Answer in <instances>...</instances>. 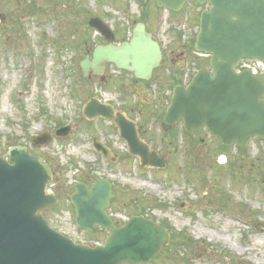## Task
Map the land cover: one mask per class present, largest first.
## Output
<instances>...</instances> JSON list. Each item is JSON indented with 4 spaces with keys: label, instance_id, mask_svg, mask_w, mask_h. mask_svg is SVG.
Returning a JSON list of instances; mask_svg holds the SVG:
<instances>
[{
    "label": "rangeland",
    "instance_id": "374dc122",
    "mask_svg": "<svg viewBox=\"0 0 264 264\" xmlns=\"http://www.w3.org/2000/svg\"><path fill=\"white\" fill-rule=\"evenodd\" d=\"M136 6V0L130 6L126 0H0V151L7 156L21 145L47 158L61 202L45 218L78 243L95 246L108 233L72 232L67 190L101 176L119 190L110 211L117 220L143 216L171 232L169 246L151 264H264V230L257 227L264 223L263 140L222 151L213 135H140L165 158L160 170L142 168L120 135L81 129L91 89L80 63L100 42L89 22H127L138 16ZM69 125L79 135L54 136L48 146L35 147V137ZM94 138L113 148L115 162L94 149Z\"/></svg>",
    "mask_w": 264,
    "mask_h": 264
},
{
    "label": "water",
    "instance_id": "95a60500",
    "mask_svg": "<svg viewBox=\"0 0 264 264\" xmlns=\"http://www.w3.org/2000/svg\"><path fill=\"white\" fill-rule=\"evenodd\" d=\"M157 1L172 10H179L186 2ZM193 1L211 4L202 14L196 48L212 55L214 73L202 70L187 88L175 91L165 124L183 120L188 134L207 126L227 146H243L252 137L264 140V76L234 72L242 59L264 61V0ZM90 25L101 33L109 30L99 18L92 19ZM127 54L132 55V70L140 77L150 73L152 58L158 62L159 48L151 43L143 25L135 30L131 43L119 48L98 47L90 68L101 75L102 61L121 64ZM81 68L88 72L89 62L83 61ZM105 110L98 111L99 115L113 118ZM93 112L88 116H94ZM69 132L64 128L57 136L67 137ZM123 132L131 154L141 158L143 168L165 167L164 160L150 152L136 133L128 129ZM51 140L52 136L45 133L35 139V144L45 146ZM104 153L109 155L105 149ZM8 156L7 160L0 151V264H149L169 244L168 230L142 217L116 228L105 211L113 198L111 184L105 180L96 181L91 191L85 185L76 186L71 200L81 228L95 232L100 226L110 235L104 246L75 244L50 228L40 213L58 203L46 195L53 178L48 164L23 146L11 148ZM259 226L264 229V223Z\"/></svg>",
    "mask_w": 264,
    "mask_h": 264
},
{
    "label": "flooded vegetation",
    "instance_id": "af4514ba",
    "mask_svg": "<svg viewBox=\"0 0 264 264\" xmlns=\"http://www.w3.org/2000/svg\"><path fill=\"white\" fill-rule=\"evenodd\" d=\"M126 2L127 6H130L131 0ZM136 5L139 11L136 18L127 22L116 21L115 24L104 21L109 30L99 34L100 42L85 53L84 58L89 61L86 82L91 90L83 106H89L91 111L99 112L104 108L108 114H113L115 120L99 117V114L90 120L83 115L82 131L85 135H125L124 129L130 130L133 135L136 132L139 136L215 135L207 127L188 134L183 121L171 126L164 124L176 87H187L202 69L213 72L211 56L196 50L199 32H192V27H196L197 24L199 30L201 15L210 8V5L187 0L178 11L160 7L156 0H144V2L136 0ZM140 25L145 27V33L151 35V43L157 44L160 50L158 64L155 65L154 60L149 62V65L153 66L152 72L143 78L137 77L135 71H132L134 66L131 61L132 55L127 54L123 57L120 66L113 61H103L100 67L102 74L97 76L90 68L94 62L95 49L99 46L118 47L130 43L135 30ZM162 27L166 28L163 37L160 36ZM70 127V135H79L76 128ZM97 140L94 138L95 142ZM100 143L111 153L114 152L106 141ZM92 179L93 177H90L85 182L89 187L93 186ZM115 189L116 184L113 183V193ZM53 191L55 195H61L59 189ZM112 208L111 203L109 213ZM49 209L51 208L48 207L44 212ZM112 217L117 226L123 224L113 215ZM106 232L98 227L95 235H103Z\"/></svg>",
    "mask_w": 264,
    "mask_h": 264
},
{
    "label": "built area",
    "instance_id": "2783aa9c",
    "mask_svg": "<svg viewBox=\"0 0 264 264\" xmlns=\"http://www.w3.org/2000/svg\"><path fill=\"white\" fill-rule=\"evenodd\" d=\"M260 67H261V64H258L257 67H254V71L257 72Z\"/></svg>",
    "mask_w": 264,
    "mask_h": 264
}]
</instances>
